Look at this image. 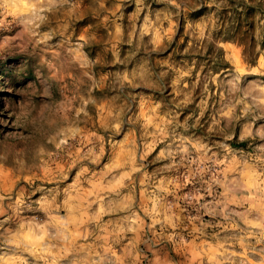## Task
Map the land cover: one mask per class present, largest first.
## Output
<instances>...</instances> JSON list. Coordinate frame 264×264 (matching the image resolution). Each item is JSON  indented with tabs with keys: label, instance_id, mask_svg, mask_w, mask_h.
Listing matches in <instances>:
<instances>
[{
	"label": "clouds",
	"instance_id": "9594fccd",
	"mask_svg": "<svg viewBox=\"0 0 264 264\" xmlns=\"http://www.w3.org/2000/svg\"><path fill=\"white\" fill-rule=\"evenodd\" d=\"M0 264H264V0H0Z\"/></svg>",
	"mask_w": 264,
	"mask_h": 264
},
{
	"label": "rangeland",
	"instance_id": "374dc122",
	"mask_svg": "<svg viewBox=\"0 0 264 264\" xmlns=\"http://www.w3.org/2000/svg\"><path fill=\"white\" fill-rule=\"evenodd\" d=\"M154 7H159V5H154ZM216 11L215 8H205V13L210 14L211 12ZM197 17L201 16L202 13L201 12H196L195 14ZM188 28L187 26H182L181 31L179 36L176 38V42L175 44L172 45L171 50L169 52V55L175 59V60H180V59H184V58H190V57H186L185 55V50L188 48V42L190 41L191 37L188 35ZM251 53H249L250 55L256 57L255 59V63H259L261 57H259L256 52H255V42L253 41L251 44ZM212 47H209L207 52H202L200 53V58L201 59H205L208 56H210L212 54ZM233 55H238L237 53L233 52Z\"/></svg>",
	"mask_w": 264,
	"mask_h": 264
},
{
	"label": "trees",
	"instance_id": "16d2710c",
	"mask_svg": "<svg viewBox=\"0 0 264 264\" xmlns=\"http://www.w3.org/2000/svg\"><path fill=\"white\" fill-rule=\"evenodd\" d=\"M228 12H229V9L225 8L221 12L218 13V15H220L222 18L225 19V21H226L225 27H227V21H228V19H230L228 17ZM254 12H255V8H249L248 9V16H247V18L241 19L240 25L235 30V32H232L229 29L227 35H225L224 30H221L220 33H217L215 35L217 36V38L223 36L224 39H233V40L238 41L244 47L245 54L246 55H249V52H248L249 39H248L247 24L254 23V16H253Z\"/></svg>",
	"mask_w": 264,
	"mask_h": 264
}]
</instances>
